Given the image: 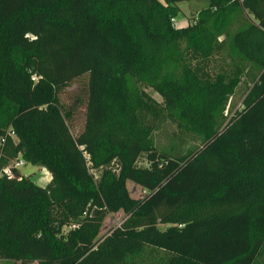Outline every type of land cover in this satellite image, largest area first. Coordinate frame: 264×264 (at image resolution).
Segmentation results:
<instances>
[{
    "label": "trees",
    "instance_id": "trees-1",
    "mask_svg": "<svg viewBox=\"0 0 264 264\" xmlns=\"http://www.w3.org/2000/svg\"><path fill=\"white\" fill-rule=\"evenodd\" d=\"M190 1L0 0V139L15 134L0 168L21 160L52 178L45 188L20 169L0 179V261L264 264V0H208L174 28ZM227 44L232 73L213 77L209 59ZM244 62L259 75L222 127ZM85 76L75 137L59 96ZM164 112L202 147L159 152L152 135ZM128 182L145 198L132 199ZM120 210L123 224L100 237Z\"/></svg>",
    "mask_w": 264,
    "mask_h": 264
},
{
    "label": "rangeland",
    "instance_id": "rangeland-1",
    "mask_svg": "<svg viewBox=\"0 0 264 264\" xmlns=\"http://www.w3.org/2000/svg\"><path fill=\"white\" fill-rule=\"evenodd\" d=\"M209 5L208 0H192L190 2H183L178 4L180 9V15L177 17L179 27L186 26L189 23H193L199 18L201 12H203ZM238 19L246 20V16H239ZM239 23L235 22L230 28L232 34L236 33L239 27ZM224 37H220V41H223ZM228 44L219 54H214L209 59L207 70L215 77L220 73L231 74L234 61L229 56L230 52ZM243 75L241 77V83L238 86L233 97L230 98L228 107L224 114V121L222 127L228 125L238 113L243 110V102L250 93L254 86L255 79L259 75V70L249 63H243ZM87 84L88 77L85 76L72 82L67 89H64L60 94V102L64 108L73 109V120L69 122L70 130L73 136L77 137L81 134L85 122V104L87 99ZM145 93L153 98L159 105L162 106V98L154 92L152 89L142 87ZM152 141L154 146L159 152L166 153L167 155L178 158L185 156L188 152L202 147L201 139L196 135L187 134L182 132L177 126V122L166 112L163 113V118L158 123L156 130L152 135ZM140 167H147V161L145 157L141 158L139 162ZM22 175L31 178L37 186L45 188L52 180L51 175L47 170L26 164L20 168ZM104 170L92 171L97 182L100 181L101 175ZM126 188L129 196L134 200H142L147 195L146 192L138 185L128 182ZM126 218L123 210L115 213H110L102 226L100 237H105L113 230L119 228ZM0 264H18L11 261H0Z\"/></svg>",
    "mask_w": 264,
    "mask_h": 264
},
{
    "label": "built area",
    "instance_id": "built-area-1",
    "mask_svg": "<svg viewBox=\"0 0 264 264\" xmlns=\"http://www.w3.org/2000/svg\"><path fill=\"white\" fill-rule=\"evenodd\" d=\"M172 24L174 28L179 27L177 18L172 20ZM8 136L11 138H15V134L13 132H9L7 137L0 139V160L3 157V149L6 145ZM24 166H25V163L21 160H14L13 162H10L8 165L0 168V179L4 177L9 178V179L14 178L15 177L14 170L20 169L21 167H24Z\"/></svg>",
    "mask_w": 264,
    "mask_h": 264
}]
</instances>
